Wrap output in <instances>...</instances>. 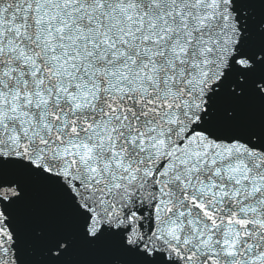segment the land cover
Here are the masks:
<instances>
[{"label": "snow or ice", "instance_id": "1", "mask_svg": "<svg viewBox=\"0 0 264 264\" xmlns=\"http://www.w3.org/2000/svg\"><path fill=\"white\" fill-rule=\"evenodd\" d=\"M0 264H264V0H0Z\"/></svg>", "mask_w": 264, "mask_h": 264}, {"label": "water", "instance_id": "2", "mask_svg": "<svg viewBox=\"0 0 264 264\" xmlns=\"http://www.w3.org/2000/svg\"><path fill=\"white\" fill-rule=\"evenodd\" d=\"M101 253L99 252H85V253H77L76 256L73 257V259H80V258H92L100 256Z\"/></svg>", "mask_w": 264, "mask_h": 264}]
</instances>
